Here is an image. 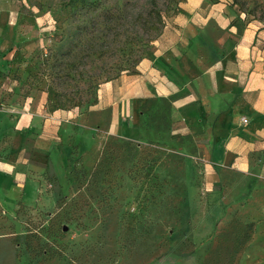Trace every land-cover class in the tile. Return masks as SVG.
I'll return each mask as SVG.
<instances>
[{
	"label": "rangeland",
	"instance_id": "obj_1",
	"mask_svg": "<svg viewBox=\"0 0 264 264\" xmlns=\"http://www.w3.org/2000/svg\"><path fill=\"white\" fill-rule=\"evenodd\" d=\"M185 1L155 0L154 14L166 26ZM227 1L237 16L264 24V0ZM151 8L152 0H0V105L20 109L45 95L48 112L82 116L53 167L34 174L38 194L0 201V264H264V148L242 167L230 148H204V127L175 105L188 85L129 104L125 88L93 109L107 83L141 74L137 66L103 76L91 90L92 76L115 73ZM29 143L9 132L0 148Z\"/></svg>",
	"mask_w": 264,
	"mask_h": 264
},
{
	"label": "crops",
	"instance_id": "obj_2",
	"mask_svg": "<svg viewBox=\"0 0 264 264\" xmlns=\"http://www.w3.org/2000/svg\"><path fill=\"white\" fill-rule=\"evenodd\" d=\"M181 8L155 40L150 57L139 63L141 74L107 83L93 109H103L105 98L112 101L125 88L122 96L129 104L154 89L168 95L188 85L175 105L190 108L193 120L204 127L207 143L202 146L230 148L234 165L245 166L246 154L264 148V24L245 23L227 0H186ZM216 33L228 41H220ZM170 72L180 85L170 80ZM47 101L43 95L38 103L20 109L0 105V139L11 132L30 142V148H0V201L24 199L33 191L36 196L39 181L34 174L47 164L53 167L73 121L82 119L78 110L48 112ZM112 109L111 130L116 133L120 117L118 109Z\"/></svg>",
	"mask_w": 264,
	"mask_h": 264
},
{
	"label": "trees",
	"instance_id": "obj_3",
	"mask_svg": "<svg viewBox=\"0 0 264 264\" xmlns=\"http://www.w3.org/2000/svg\"><path fill=\"white\" fill-rule=\"evenodd\" d=\"M217 2L218 0H214ZM156 11V2L152 0V8L150 11L151 18L148 21V24L144 28H142L141 33L139 34V38L137 41L133 42H126L125 46L121 48V56L117 62V66L115 69V73L110 74V72H102L99 73L97 76H92V88L91 90L94 91L97 87V78L104 76V81H110L118 76L121 75L124 71H136V67L140 63V61L146 55V47L151 46V43L155 41L161 34L164 32L165 22L162 19L160 14H154ZM253 19L245 20V23L250 22ZM138 54V56H134ZM103 79V78H101ZM95 81V82H94ZM92 104H96L98 102V98L94 97L91 99ZM90 103V102H86ZM66 104H60L59 108H65Z\"/></svg>",
	"mask_w": 264,
	"mask_h": 264
},
{
	"label": "built area",
	"instance_id": "obj_4",
	"mask_svg": "<svg viewBox=\"0 0 264 264\" xmlns=\"http://www.w3.org/2000/svg\"><path fill=\"white\" fill-rule=\"evenodd\" d=\"M243 121H244V122H247V118L243 117Z\"/></svg>",
	"mask_w": 264,
	"mask_h": 264
}]
</instances>
